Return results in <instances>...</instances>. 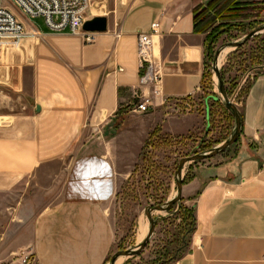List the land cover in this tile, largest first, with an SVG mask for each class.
Here are the masks:
<instances>
[{
    "label": "crops",
    "instance_id": "1",
    "mask_svg": "<svg viewBox=\"0 0 264 264\" xmlns=\"http://www.w3.org/2000/svg\"><path fill=\"white\" fill-rule=\"evenodd\" d=\"M208 1L91 0L87 20L107 19L91 45L21 17L37 35L0 51V264L26 256L35 264H107L116 243L118 138L103 129L134 118L137 96L153 100L138 114L149 125L173 135L199 128L198 115L173 121L167 110L206 82L207 34L195 32L194 11ZM154 23L157 95L141 85L137 55L138 34H152ZM239 110L237 144L198 164L183 185L196 227L173 264H264V74Z\"/></svg>",
    "mask_w": 264,
    "mask_h": 264
},
{
    "label": "rangeland",
    "instance_id": "2",
    "mask_svg": "<svg viewBox=\"0 0 264 264\" xmlns=\"http://www.w3.org/2000/svg\"><path fill=\"white\" fill-rule=\"evenodd\" d=\"M2 5L10 8L19 18L23 16L10 0H2ZM251 13L252 19L243 20L242 28L230 30L220 37L213 56L208 58L213 89L169 104L167 110L169 118H174L173 121H176L180 117L198 115L200 117L199 128L185 134L173 135L165 132L163 125H149L138 114H135L134 118L118 122V128H111L109 122L106 123L103 131L107 139L116 136L118 138L114 147H111L118 183L117 207L113 219L116 243L112 256L119 251L136 249L142 243L138 240L140 227L147 226V234L150 230V223L146 216L148 208L164 205L177 197L176 172L180 161L210 152L233 134L235 121H229L228 116L215 108L208 99L212 95L220 99L218 81L213 72V62L215 53L220 47L240 41L252 31L264 26V5L251 7L246 14ZM31 23L34 27L35 23L40 28L46 26L42 19H33ZM259 37L258 40L252 39L242 48L241 56L232 60L225 74V88L231 91L230 100L238 109L241 108L245 90L252 78L257 74H264L263 59L259 64L252 65L249 61L242 67L239 66L244 59L251 55L258 56L261 53L264 47L262 44L264 32ZM230 50L220 64L221 71L227 65L228 59L237 51ZM246 77H248L247 80ZM239 87L241 90L237 94ZM209 109L214 113L212 123ZM232 147L228 151H231ZM215 158L187 164L183 171V181L191 179L192 171L198 164ZM35 196L41 201L43 195L39 192ZM192 211H194L193 200L185 198L183 194L181 201L170 211H155L153 213L155 231L149 244L137 257L121 258L122 260L119 259L117 264H165L187 252L186 243L190 240V212Z\"/></svg>",
    "mask_w": 264,
    "mask_h": 264
},
{
    "label": "built area",
    "instance_id": "3",
    "mask_svg": "<svg viewBox=\"0 0 264 264\" xmlns=\"http://www.w3.org/2000/svg\"><path fill=\"white\" fill-rule=\"evenodd\" d=\"M22 15L29 20L42 19L52 33L69 34L82 37L86 45L94 44L98 33L86 32L87 14L91 0H10ZM159 24L152 25V34L139 33L137 40V55L141 70L142 86H153L154 95L159 93L161 84V67L153 60L152 35L159 29ZM37 34H30L24 21L19 18L0 0V51L7 47H18L25 39ZM246 80L248 77L245 78ZM253 79V78H252ZM241 87L238 88L237 94ZM230 99V98H229ZM168 103V102H167ZM153 104L152 98L137 96L133 112L147 114ZM110 191L107 195L111 196ZM103 198L101 196H97ZM19 264H35L31 256L21 259Z\"/></svg>",
    "mask_w": 264,
    "mask_h": 264
},
{
    "label": "trees",
    "instance_id": "4",
    "mask_svg": "<svg viewBox=\"0 0 264 264\" xmlns=\"http://www.w3.org/2000/svg\"><path fill=\"white\" fill-rule=\"evenodd\" d=\"M256 5H262V4L242 3L239 0H210V1H208V3L206 4L205 7L199 6L195 9V11H194L195 32L207 34L208 58L213 56L216 44L218 43L220 37L223 34H227L230 30L242 28L243 25L241 22L243 20L252 19V17H251L252 13L251 14H246V13L251 7H254ZM259 38L260 37L257 36L253 40H258ZM262 44L264 45V38L262 39ZM242 48L237 49V51L228 59V62H227V65L225 66V68H223V70L221 71V77H222L223 81H225V74H226L227 69L230 66L232 60L235 59L236 57L238 58L239 55L241 56L240 52H241ZM262 59L264 61V47L258 56L257 55L256 56L251 55L249 58H246L243 61H241L239 63V66L242 67L243 65L247 64L249 61L252 65L259 64V62ZM259 76H260V74H257L252 79V81L248 84V86L245 90V93H244V98L248 94V91L251 87L253 80L258 78ZM205 81L206 82H205V84H203L201 92H205L209 89H211V90L213 89L212 75H211V73H209L208 62H207V73L205 74ZM209 84H210V86H209ZM226 93H227L228 97L230 98L231 91H229V89H226ZM217 98L218 97H216L215 95L208 97V99L212 101L213 106L215 108H217L221 112H224V114H226L228 116L229 121L234 122V118H233L232 114L225 108V106L222 104L221 100L218 101ZM209 114L211 116L210 122L212 123V121H213L212 118H213L214 113L211 109H209ZM226 152H228V150ZM187 182L188 181H183V185H185ZM190 216H191V230H190L189 235H190V240H191V237L194 234L195 227H196V219H195L194 211L190 212ZM190 240H189V242L186 243L188 250H189ZM187 252L180 255L177 259H174L171 262H167L165 264L175 263L176 261L181 259ZM109 261H110V259L108 260V262Z\"/></svg>",
    "mask_w": 264,
    "mask_h": 264
},
{
    "label": "water",
    "instance_id": "5",
    "mask_svg": "<svg viewBox=\"0 0 264 264\" xmlns=\"http://www.w3.org/2000/svg\"><path fill=\"white\" fill-rule=\"evenodd\" d=\"M84 30L86 32H93V33H105L107 32V19L106 18H95L93 20L87 21L84 25ZM264 32V26L260 27L254 31H252L250 34L245 36L242 40L237 42L228 43L222 47H220L217 52L215 53L214 62H213V72L217 78L218 81V90L220 93V99L217 98V100H221L222 104L225 106V108L232 114L234 121H235V128L233 131V134L231 137L226 140L224 143H222L220 146L216 147L215 149L211 150L210 152L206 154H200L196 155L194 157L186 158L180 161L177 172H176V179H177V197L174 199L168 201L164 205L157 206L155 208H148L146 210V216L150 223V230L145 237V239L142 241V243L136 248L132 250H126V251H119L116 254H114L109 264H117L119 259L121 258H134L137 257L149 244L154 231H155V221L153 220V213L156 212H168L170 211L177 203H179L182 199V191H183V171L187 164L191 163H197L206 161L212 158H215L217 156H220L224 154L228 149H230L233 145H235L241 134L243 129V116L238 109L236 105H234L231 100L229 99L225 83L221 77V69L219 64V58L221 54L227 50V49H240L244 47L249 41L254 39L255 37L259 36Z\"/></svg>",
    "mask_w": 264,
    "mask_h": 264
},
{
    "label": "bare ground",
    "instance_id": "6",
    "mask_svg": "<svg viewBox=\"0 0 264 264\" xmlns=\"http://www.w3.org/2000/svg\"><path fill=\"white\" fill-rule=\"evenodd\" d=\"M229 51H231L230 49H227V50H225L222 54H221V56H220V58H219V64H221L223 61H224V59L226 58V56L228 55V53H229ZM221 66V65H220ZM160 215V214H159ZM145 223V222H144ZM147 230H148V227L147 226H141L140 227V229H139V237H138V240H139V242L141 243L142 241H143V239L146 237V235H147ZM122 260V259H121Z\"/></svg>",
    "mask_w": 264,
    "mask_h": 264
}]
</instances>
